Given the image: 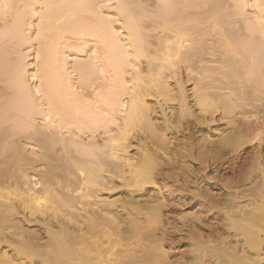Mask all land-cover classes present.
Masks as SVG:
<instances>
[{
	"label": "bare ground",
	"instance_id": "1",
	"mask_svg": "<svg viewBox=\"0 0 264 264\" xmlns=\"http://www.w3.org/2000/svg\"><path fill=\"white\" fill-rule=\"evenodd\" d=\"M110 2L104 18L53 7L0 23V264H174L165 209L192 193L234 232L197 243L209 257L194 264H264V49L248 30L253 10L237 7L249 0H168L172 10L161 0ZM123 2L147 5L131 38L107 19L127 23L115 7ZM138 36L133 81L121 69ZM249 146V170L225 184V199L193 180L192 161L207 169Z\"/></svg>",
	"mask_w": 264,
	"mask_h": 264
},
{
	"label": "rangeland",
	"instance_id": "2",
	"mask_svg": "<svg viewBox=\"0 0 264 264\" xmlns=\"http://www.w3.org/2000/svg\"><path fill=\"white\" fill-rule=\"evenodd\" d=\"M263 147H264V144H263ZM251 149H253V148L249 146V147H247L245 149L246 151H242V153L240 152L241 155L237 154V155L231 156L229 159H226L227 161L225 160V162L223 160L222 163L219 162V163L214 164V165L212 163H210V166H207V169L203 168V167H206L205 165H202L201 168H203L204 170L200 169L199 163L197 164V162L192 161L193 164H191V165L193 167L191 166L192 167L191 169H193V170L190 171V174H192L191 176H192L194 181L198 180V182H201L200 186H202V189L206 190L205 194L206 193L207 194H211V195H209V197L212 196V198H213L214 196H216V200H218L220 197H222V199L223 198L225 199L227 197V194H228L227 192L229 191V190L228 191L227 190L224 191V187L225 186H226L225 188L227 189V185H225V184H229L231 182H234V181H236L235 179L238 180L237 177H240V175L241 176L243 175L242 172L245 170V168H246V170H249V167L246 164L247 160H248V159H246V157L250 158V155L252 154L251 152L253 151V150L251 151ZM244 152H246V154ZM249 152H250V154L248 155ZM232 157L233 158L235 157L236 159L234 160ZM229 162H231V163H229ZM232 162H233V165H232ZM248 164H249V161H248ZM197 166L199 167L200 170H202L201 172H199V169L197 168ZM240 167H242L241 171H240ZM205 169L207 171H205ZM192 171H193V173H192ZM194 173L197 174L196 175V179L197 180L194 178V176H195ZM240 173H242V174H240ZM204 175H205V177H204ZM213 176H215V177H213ZM198 177H199V179H198ZM207 177H208V179H206ZM200 179H202V180L200 181ZM231 179L233 181H231ZM225 182H227V183H225ZM231 184L228 185V187H230V190H231V186H232ZM222 185H223V187H222ZM219 186H221V187H219ZM233 187L234 186H232V189H233ZM186 193H188V191ZM192 194H190V195L186 194V196L184 194L182 197H179L180 199L179 198L172 199L170 205L167 206L166 209H165V219L168 218V222L170 221L171 224H172V225H170L168 227V237H167V241L168 242L166 241V244H169V245H171L173 247V251L171 253V259H172L171 262H173L174 264H178V263H181V264H194V260L193 259L195 258V256L196 257L200 256V255L203 256V254H204V253L203 254L198 253V252L202 251L198 247L199 246L198 244H201L202 247L205 246V247L209 248L210 245H211V241L212 240H213L212 242H214L215 239H216V241H218V240H220L221 237L226 238L230 234H231V236H233V233H234L233 231L231 232V230H229V229H227L225 227L226 223L224 224L225 221H224V216L222 214H220L218 212H214V213L212 212L213 213V214L211 213L212 215L210 213H206L207 212L206 210H208L207 206L206 205L204 206V204H202L198 200V198H196L194 195L192 196ZM219 194L221 196H219ZM185 198H187V199H185ZM213 199H215V197ZM201 206H203L205 209L203 207H201ZM217 213L219 214L218 216H216ZM197 214H199V215H197ZM184 215L187 218L184 217ZM189 215H190V217H189ZM202 215H203V217H202ZM181 216H183L186 219L183 218L182 219L183 221H182L181 220ZM197 216H201V222L198 221V220H195V217L197 219ZM195 222L199 223V224L201 223V224L200 225L199 224H195ZM194 225H197V226L194 227ZM194 228H196V229H194ZM197 229H198V231H197ZM226 230H228V232ZM217 235H221V237L219 236V238H218ZM190 238H192V239H190ZM196 238H198V239H196ZM199 238L201 240L199 242H197L199 240ZM228 240L232 241V239L230 237H229ZM195 241H196V243H195ZM233 241L235 242L234 239H233ZM233 241H232V244H235L237 242L236 241L234 243ZM192 245L194 247H192ZM207 245H209V246H207ZM236 246L241 247L242 245L236 244ZM197 250H199V251L197 252ZM203 252H205V251H203ZM193 256H194V258H193ZM205 256H208V255H205ZM205 256H204V258H205ZM208 257L205 258L204 261H202L200 264H214V260L212 258L210 259Z\"/></svg>",
	"mask_w": 264,
	"mask_h": 264
},
{
	"label": "snow or ice",
	"instance_id": "3",
	"mask_svg": "<svg viewBox=\"0 0 264 264\" xmlns=\"http://www.w3.org/2000/svg\"><path fill=\"white\" fill-rule=\"evenodd\" d=\"M37 5H39V10L36 11ZM53 7H72V8H87L92 10V14L104 18V14L101 9L113 7L110 0L108 2H100V3H84L83 0H81L80 3L72 4V5H52L47 3H41L40 0H28L26 3H18L17 0H0V23L7 24L9 22H15L19 23L21 19V9H23L25 12L32 11L33 14L40 15L41 12L46 8H53ZM115 7L120 11L121 15L125 18H127V23L124 20H121L119 18H115L112 16L107 17L108 20L114 21L116 23H120L122 27H127L128 32L131 34L133 32L140 33L143 31V28L141 27V20L143 18H146L142 16L141 10L147 8V5L143 4H136V3H129V2H123L120 4L115 5ZM158 7L172 10L178 7L177 5H174L168 0H161V3L158 5ZM203 7L207 8L209 5L205 4ZM237 7H243L244 9L251 8L253 11L249 14L254 17V20L249 21L248 24V30L251 36L256 37L259 36L260 38V44L262 49H264V0H259V2L252 3L247 2L243 5H238ZM110 32H114V29L109 28ZM144 39L142 36H138L135 40V46L133 47L132 44L127 45V49L124 53L125 59H124V66L121 69L123 74L125 76H131L133 81L138 80V74L139 73V65H136L132 62V57L135 56L136 59L141 58V54L144 49ZM131 69L129 71L128 69ZM103 71H100V75H103ZM262 75H264V70H262ZM33 80L36 79L35 76L32 77ZM96 83H100V81H96ZM123 89L125 92L131 91L132 89L129 86L128 81H123ZM70 87V86H69ZM93 88L95 89V84H93ZM103 90H97V95H101V92ZM109 93L113 91L112 87L110 86L108 89ZM37 96L43 97V93L39 88L36 89ZM105 104L112 103V97L111 95L103 97ZM37 103L43 104V100L37 101ZM51 99H49V107H51ZM123 103V101H121ZM126 106V105H125ZM104 115H108L107 112L104 113ZM248 119H256V117H249ZM48 124H52L51 115L48 116ZM47 131H51V128H47ZM256 139L260 140L262 144H264V131L258 132L256 135ZM83 175V173H81ZM39 186V185H37ZM102 264V262H100ZM125 264H132V262H125ZM221 264H230L228 261H222ZM234 264V262H233Z\"/></svg>",
	"mask_w": 264,
	"mask_h": 264
}]
</instances>
